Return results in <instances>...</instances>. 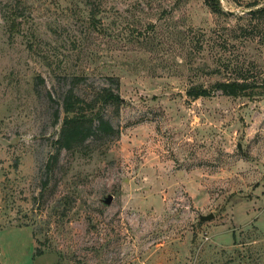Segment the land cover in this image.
I'll return each mask as SVG.
<instances>
[{
	"label": "rangeland",
	"instance_id": "1",
	"mask_svg": "<svg viewBox=\"0 0 264 264\" xmlns=\"http://www.w3.org/2000/svg\"><path fill=\"white\" fill-rule=\"evenodd\" d=\"M209 1L0 0V264H264V92L186 93L264 75V0ZM74 76L116 134L48 173Z\"/></svg>",
	"mask_w": 264,
	"mask_h": 264
},
{
	"label": "trees",
	"instance_id": "2",
	"mask_svg": "<svg viewBox=\"0 0 264 264\" xmlns=\"http://www.w3.org/2000/svg\"><path fill=\"white\" fill-rule=\"evenodd\" d=\"M211 10L216 14L232 16L223 11L218 0L209 1ZM250 10L246 19L247 25H243L242 30L262 27L264 25V4L256 2L248 4ZM255 37V36H252ZM203 49V47H202ZM220 73V72H218ZM79 76L72 78L73 82L69 88L64 90L61 96V108L55 109V117H60V111L64 113L62 125L58 138L54 141L55 153L50 156L46 172H51L53 167L58 163L59 155L62 150L75 153L84 147L93 139L114 136L116 130L111 121L105 115V109L110 105L120 107L124 102L121 96L110 88L99 89L92 98H85L79 95L75 87L80 82ZM214 91H219L229 97H249L256 95L258 92H264V75L259 78H251L247 71L239 68L235 75L228 80L216 81L209 87L203 85L193 86L186 93L191 99L211 97ZM50 99L52 96L50 94Z\"/></svg>",
	"mask_w": 264,
	"mask_h": 264
},
{
	"label": "water",
	"instance_id": "3",
	"mask_svg": "<svg viewBox=\"0 0 264 264\" xmlns=\"http://www.w3.org/2000/svg\"><path fill=\"white\" fill-rule=\"evenodd\" d=\"M112 196H109L107 199H106V203L107 204H109V203H111V201H112ZM213 218V215H208V216H201L200 217V220L201 221H209V220H211Z\"/></svg>",
	"mask_w": 264,
	"mask_h": 264
}]
</instances>
